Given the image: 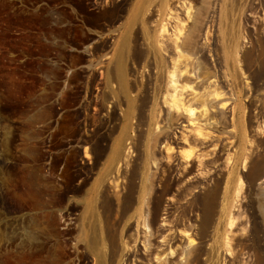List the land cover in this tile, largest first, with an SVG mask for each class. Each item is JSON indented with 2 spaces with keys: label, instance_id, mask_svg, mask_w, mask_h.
I'll list each match as a JSON object with an SVG mask.
<instances>
[{
  "label": "rangeland",
  "instance_id": "rangeland-1",
  "mask_svg": "<svg viewBox=\"0 0 264 264\" xmlns=\"http://www.w3.org/2000/svg\"><path fill=\"white\" fill-rule=\"evenodd\" d=\"M0 37L40 126L0 264H264V0H0Z\"/></svg>",
  "mask_w": 264,
  "mask_h": 264
},
{
  "label": "bare ground",
  "instance_id": "bare-ground-1",
  "mask_svg": "<svg viewBox=\"0 0 264 264\" xmlns=\"http://www.w3.org/2000/svg\"><path fill=\"white\" fill-rule=\"evenodd\" d=\"M174 11H176V9H174ZM174 13L176 12H173V14ZM176 16V14L171 15L173 20L177 18ZM170 18L169 20H171ZM173 22L174 24H172V29L170 30H172L171 35L174 36L171 38L175 40V43L173 42L174 47L183 49L184 46H187L191 41L195 40L201 23L195 18L185 34L183 33L180 43H177L176 39L178 38L181 26H179V20L177 21L176 19V21L174 20ZM169 23L171 22L168 21V25H170ZM2 43L3 39L0 37V193H22L23 190H29L31 187L30 177L35 167L34 149L36 148L38 137L37 131L40 127L38 125V108H33L31 102L34 96V89L36 88V80L30 75L31 69L28 67L30 61L18 59L17 54L12 51L1 52ZM172 62L174 63V61ZM173 69L174 68L168 71V77L169 81L176 82L181 70L178 68L177 71ZM32 72L33 71H31V73ZM173 74H176L175 79L172 78ZM180 86L181 88L186 87L185 83H182ZM51 88L50 86L49 95L52 93ZM171 99L174 105L180 108L185 107L184 104L178 102V100ZM51 107L52 101H50V109ZM179 124L180 123H176L173 129L176 130L179 128ZM190 152L191 150H185L183 158L188 156ZM163 209L164 212L167 210L166 208ZM178 247L179 246H177V248ZM196 247L194 246V248ZM191 248L189 247V250L192 251ZM197 248L199 250V247ZM184 250L186 249L184 248ZM180 251L182 252V250ZM193 251H195V249ZM169 252L170 251H168V253ZM189 255L193 256L192 254Z\"/></svg>",
  "mask_w": 264,
  "mask_h": 264
}]
</instances>
